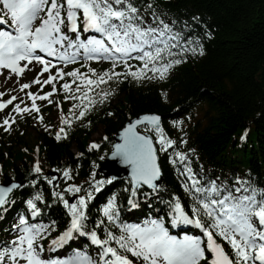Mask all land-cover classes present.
Here are the masks:
<instances>
[{
    "label": "snow or ice",
    "instance_id": "6c2138e0",
    "mask_svg": "<svg viewBox=\"0 0 264 264\" xmlns=\"http://www.w3.org/2000/svg\"><path fill=\"white\" fill-rule=\"evenodd\" d=\"M151 8V5H139L137 0H0V22L9 24L11 29L0 30V71L8 69L9 75H22L29 65L36 67L32 64L35 61L42 65L41 70L32 81L21 84V90L30 88L32 83L40 84L41 88L49 83L53 85L42 93L28 91L26 96L31 98V104L21 107V103H16L15 111L34 110L35 118L43 122L37 99L44 100L57 92L56 81L65 76L74 77L61 85L64 99L75 101L62 117V125L70 126L94 110L97 103L102 104L110 98L115 89L109 81L129 77L137 82L166 80L173 67L187 60L189 54H204L200 37H186L174 23L166 22ZM90 30L99 35L84 37L83 33ZM81 59L111 63L99 72L86 64L90 74L82 73L78 67L68 72L63 67L49 71L58 62L66 64ZM43 72L49 74L41 83ZM76 80L80 85L73 90ZM105 85L107 87H102ZM97 88L101 90L96 92ZM3 95L0 92V96ZM16 99L11 96L0 100V109ZM14 119L5 117L0 123L10 127ZM64 126L54 132L56 139L68 136ZM138 126L143 131L138 130ZM118 135L119 141L112 144L108 154L131 170L127 177L129 183L124 187V191L130 193L128 204L138 207L137 198L145 187L148 189L143 193L145 198L156 196L164 188L159 182L162 172L158 152L171 149L172 163L179 166L191 204L187 207L175 193L163 201L168 207L170 224L194 225L202 230V234L174 235L161 217L128 223L121 217L116 192L99 208L102 216H97L90 225V201L116 177L97 178V165L93 161L89 181L68 183L60 189L58 183H53L59 178L43 175L37 160L33 171L43 175L52 186L50 195L65 206L69 214L68 226L58 236H50L57 222L41 219L47 201L44 193L37 189L24 201L26 211L17 214L8 237L0 238V264H264V186L239 176L230 182L226 178L207 176L202 168L195 170L189 155L194 149L179 150V144H185L186 139L178 142L165 135L159 114L138 116ZM157 139L159 146L154 142ZM89 147L101 149V144L92 141ZM104 158L100 157L101 160ZM57 171H62L67 179L73 178L70 167ZM37 182V179H31L29 184L35 186ZM17 187L23 185H0V211H6L5 206L11 205V194ZM38 202H45L44 206ZM32 218H36L35 221ZM81 235L98 246L95 257L80 248L64 257L43 255L46 251L62 248ZM46 237L50 238L47 249L43 243ZM224 242L229 246L227 250Z\"/></svg>",
    "mask_w": 264,
    "mask_h": 264
},
{
    "label": "trees",
    "instance_id": "16d2710c",
    "mask_svg": "<svg viewBox=\"0 0 264 264\" xmlns=\"http://www.w3.org/2000/svg\"><path fill=\"white\" fill-rule=\"evenodd\" d=\"M137 2L141 6L154 5L161 18L174 23L186 37H200L204 54H189L187 60L173 67L166 80L137 82L129 77L109 81L114 93L104 103H97L94 110L70 129L66 138L58 140L53 131H37L43 175L58 173L60 189L68 183L89 181L92 162H96L98 173L104 160L100 157L108 155L117 132L133 118L156 113L164 116L165 135L178 142L186 139L185 144H179V150L194 149L189 155L195 170L202 168L207 176L230 182L239 176L264 186V0ZM100 128L102 136L97 142L101 149L90 148ZM244 135L246 140L242 141ZM105 136L108 140H104ZM28 144L26 135L1 137L0 183L24 184L14 194L15 209L37 189L41 190L47 201L44 210L50 219L57 222V228L66 227L69 214L50 195L52 186L43 175L33 171V147ZM26 147L30 148L28 152L22 149ZM171 156V149L162 152L164 188L153 200L150 196H140L159 210H163V201L170 199L172 193L179 195L187 207L191 204L179 166L172 163ZM65 167L72 169V179L57 171ZM97 178H101L99 174ZM31 179H37L35 186L29 184ZM125 185L124 181L112 182L95 194L89 205L90 225L101 216L98 210L113 192L118 193L121 210L128 206L130 193L124 191ZM38 203L43 207L45 202Z\"/></svg>",
    "mask_w": 264,
    "mask_h": 264
},
{
    "label": "water",
    "instance_id": "95a60500",
    "mask_svg": "<svg viewBox=\"0 0 264 264\" xmlns=\"http://www.w3.org/2000/svg\"><path fill=\"white\" fill-rule=\"evenodd\" d=\"M139 127L140 126H138V128ZM119 139H120V137L117 134L115 142H118ZM158 162H159V157H158ZM130 171L131 170H130V168H128V166L121 164L118 159H115L109 155L106 158L103 166L100 168L99 173L104 175V177L115 176L116 180H119V179H123V178L127 179V177L130 175ZM161 172H162V170H161ZM163 180H164V176H163V172H162L161 177L159 179V182L162 183Z\"/></svg>",
    "mask_w": 264,
    "mask_h": 264
},
{
    "label": "rangeland",
    "instance_id": "374dc122",
    "mask_svg": "<svg viewBox=\"0 0 264 264\" xmlns=\"http://www.w3.org/2000/svg\"><path fill=\"white\" fill-rule=\"evenodd\" d=\"M101 136H102V128H100L98 130V132L93 136V140H99ZM26 142L29 143L28 146L34 145L33 147L37 150L38 146H36V145H37L38 141H37L36 137H34V138L31 137V138L27 139ZM34 153H35V151H34ZM33 158L35 159L36 157L33 156Z\"/></svg>",
    "mask_w": 264,
    "mask_h": 264
},
{
    "label": "bare ground",
    "instance_id": "6f19581e",
    "mask_svg": "<svg viewBox=\"0 0 264 264\" xmlns=\"http://www.w3.org/2000/svg\"><path fill=\"white\" fill-rule=\"evenodd\" d=\"M158 8H160V5H158ZM151 10H154L156 13H158V12L156 11V7H155L154 5L152 6ZM164 14H165V13H164ZM160 16H161V15H160ZM193 235H196V232H194Z\"/></svg>",
    "mask_w": 264,
    "mask_h": 264
}]
</instances>
